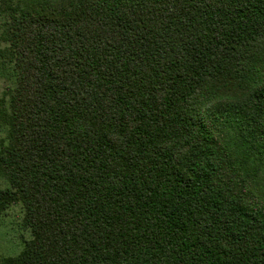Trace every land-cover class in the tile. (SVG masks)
I'll use <instances>...</instances> for the list:
<instances>
[{"label":"trees","instance_id":"1","mask_svg":"<svg viewBox=\"0 0 264 264\" xmlns=\"http://www.w3.org/2000/svg\"><path fill=\"white\" fill-rule=\"evenodd\" d=\"M0 264H264V0H0Z\"/></svg>","mask_w":264,"mask_h":264},{"label":"rangeland","instance_id":"2","mask_svg":"<svg viewBox=\"0 0 264 264\" xmlns=\"http://www.w3.org/2000/svg\"><path fill=\"white\" fill-rule=\"evenodd\" d=\"M9 82L0 76V97L4 95ZM5 133L0 132V140ZM7 186V181L0 176V189ZM30 232L23 226V211L16 205L0 216V259L18 255L24 247Z\"/></svg>","mask_w":264,"mask_h":264}]
</instances>
